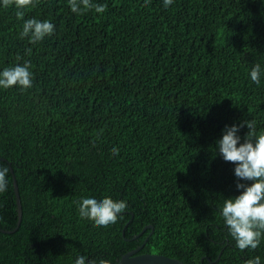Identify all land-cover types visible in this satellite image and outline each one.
I'll return each instance as SVG.
<instances>
[{
    "label": "trees",
    "instance_id": "trees-1",
    "mask_svg": "<svg viewBox=\"0 0 264 264\" xmlns=\"http://www.w3.org/2000/svg\"><path fill=\"white\" fill-rule=\"evenodd\" d=\"M91 2L106 11L0 0V73L32 72L31 88L0 87V264H116L145 238L140 253L185 264H264V235L241 251L221 215L252 181L218 148L226 126L239 143L245 121L264 133V72L250 77L264 70V0ZM28 19L53 34L31 43ZM106 197L128 205L114 224L80 216Z\"/></svg>",
    "mask_w": 264,
    "mask_h": 264
},
{
    "label": "clouds",
    "instance_id": "clouds-1",
    "mask_svg": "<svg viewBox=\"0 0 264 264\" xmlns=\"http://www.w3.org/2000/svg\"><path fill=\"white\" fill-rule=\"evenodd\" d=\"M68 2L74 13H82L92 7H95L98 13L106 11V5L94 6L91 0H68ZM172 2L173 0H164V5L169 6ZM35 3L36 0H3L5 7L15 4L17 9L35 6ZM23 15V11H17L18 18L22 19ZM53 32L54 25L51 22L28 19L23 24L21 36L29 37L30 42L35 44L52 35ZM30 67V62H25L22 66L4 69L0 73V87L31 88ZM262 72L264 70L261 69L260 64H254L250 72L251 80L259 84ZM244 124L249 131L243 143H239L241 138L237 133L240 126L237 125L226 126L222 139L218 141L219 153L223 159L236 165L234 173L238 181H252L250 185L238 182L236 187L244 191L234 199H226L221 211L231 236L236 240V247L241 251L257 249L264 235V133L257 135L255 121H245ZM118 151L113 148L112 154L117 155ZM8 171V168L0 169V192L7 190ZM127 207L124 200L114 201L106 197L98 202L95 198H85L80 203L79 214L82 218L94 221L96 226L107 227L109 224H114L118 215ZM85 262V256H79L75 264H85ZM247 264H260V258L249 259Z\"/></svg>",
    "mask_w": 264,
    "mask_h": 264
},
{
    "label": "water",
    "instance_id": "water-1",
    "mask_svg": "<svg viewBox=\"0 0 264 264\" xmlns=\"http://www.w3.org/2000/svg\"><path fill=\"white\" fill-rule=\"evenodd\" d=\"M14 191L16 195V203H17V211H18L17 223H19L21 220V205L19 200L17 184L15 183V181H14ZM147 227L152 228L151 225H147L142 229V231L145 230ZM142 231L138 235H140ZM146 239L147 238H145L143 243L138 247L123 253L116 262V264H185L183 261L179 260L178 258L165 256L163 254L150 253V252L140 253L139 250L142 248Z\"/></svg>",
    "mask_w": 264,
    "mask_h": 264
}]
</instances>
